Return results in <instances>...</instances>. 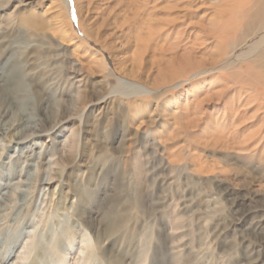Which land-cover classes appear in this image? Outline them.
Segmentation results:
<instances>
[{"label":"rangeland","instance_id":"1","mask_svg":"<svg viewBox=\"0 0 264 264\" xmlns=\"http://www.w3.org/2000/svg\"><path fill=\"white\" fill-rule=\"evenodd\" d=\"M63 1L71 27L64 9L54 19L61 0H0V96L11 99L13 75L45 91L22 89L1 124L0 255L8 264H106L103 252L119 264H264V57L253 52L264 0H81L127 78L111 52L88 44L76 0ZM58 26L87 41L81 51Z\"/></svg>","mask_w":264,"mask_h":264},{"label":"bare ground","instance_id":"2","mask_svg":"<svg viewBox=\"0 0 264 264\" xmlns=\"http://www.w3.org/2000/svg\"><path fill=\"white\" fill-rule=\"evenodd\" d=\"M224 1V0H223ZM234 2H236V1H234ZM61 3L62 4H60L59 3V5H56V4H53V5H56V6H54V9H55V12L54 13H56L55 14V17H54V19H55V21H57V22H59V23H61L62 22V17L64 16L63 14L64 13H61V9L63 10L64 9V11L67 13V15H66V17H67V20H66V24L68 25L67 27H71V25H70V22H68V6H67V3L65 2L64 3V1L63 0H61ZM237 3V2H236ZM256 3V2H255ZM261 3V2H260ZM66 4V5H65ZM259 4V3H258ZM262 4V3H261ZM76 8H77V12H78V14H79V18H80V25H82V27L84 28V35L87 37V39H88V41L89 40H91V41H94V42H96V44L97 45H102V47L104 48V49H106L107 51H109V52H111L112 54V56H113V58H112V61H113V59H114V61H115V63H116V71H118V73L119 74H121L122 76H124V77H128L129 76V72H127V71H129L128 69H122V66L118 63V61H117V57L115 56V54H114V52H113V49H112V47L110 46L111 44H109L107 41H103V40H101L102 38L100 37V36H98V35H95V33L92 31V30H94V29H92V28H90L89 27V25L87 24V18H88V15L86 14V13H84V11H85V8H84V11H83V6H82V3H81V0H76ZM84 5H85V3H84ZM238 5V4H237ZM264 5V4H263ZM105 6V5H104ZM88 7V6H87ZM98 7V6H97ZM239 7H241L240 5H239ZM261 7V6H260ZM259 7V8H260ZM262 7H264V6H262ZM261 7V8H262ZM61 8V9H60ZM89 8H90V6H89ZM96 8V7H95ZM247 8V7H246ZM260 8V9H261ZM235 9V8H234ZM46 10V9H45ZM89 10H91V9H89ZM241 10V9H240ZM259 10V9H258ZM48 11H51V10H48ZM88 10H86V12H87ZM107 11V10H106ZM92 13V12H91ZM91 13L89 14V15H91ZM247 13V12H246ZM86 14V15H85ZM243 14V13H242ZM259 14V13H258ZM261 14V13H260ZM51 15V14H50ZM71 15V14H70ZM246 15V14H245ZM245 15H243V16H245ZM263 17H264V14H263ZM45 18V17H44ZM246 18V17H245ZM258 18H260V17H258ZM21 19V18H20ZM30 19V18H29ZM35 19V18H34ZM38 19V18H37ZM94 19V18H93ZM102 19V18H101ZM249 19V18H248ZM262 19V18H261ZM22 20L23 19H21V21H20V24H21V22H22ZM36 20V19H35ZM35 20H33V21H35ZM40 20V19H39ZM90 20V19H89ZM150 20V19H149ZM25 21H26V19H25ZM46 21V20H45ZM44 21V23H47V22H45ZM255 21V20H254ZM257 21V20H256ZM261 21V20H260ZM30 22H31V19H30ZM30 22H29V24H30ZM37 22H38V20H37ZM89 22V21H88ZM42 24H43V21L41 22ZM90 24H91V22H89ZM178 23V22H177ZM19 24V25H20ZM32 24H34V23H32ZM35 24H36V22H35ZM39 24V23H38ZM37 24V25H38ZM41 24V25H42ZM123 24H126V23H124L123 22ZM146 24V23H145ZM152 24V23H151ZM188 24V23H187ZM260 24L262 25V22H260ZM40 25V24H39ZM120 25V24H119ZM147 25V24H146ZM245 25V24H244ZM259 25V24H258ZM30 26H31V24H30ZM42 26H45V25H42ZM117 26V25H116ZM122 26V25H121ZM123 26H125V25H123ZM128 26H130V25H128ZM156 26V25H155ZM154 26V27H155ZM254 26V25H253ZM263 26V25H262ZM34 27V26H33ZM35 27H37V26H35ZM40 27V26H39ZM135 27H137L136 25H135ZM216 27V26H215ZM51 28V27H50ZM120 28V27H119ZM140 28H143L141 25H140ZM151 28H152V26H151ZM255 28V27H254ZM30 29V28H29ZM118 29V28H117ZM129 29H131V28H129ZM259 29V28H258ZM31 30V29H30ZM122 30V29H121ZM138 29H136V31H135V33L134 34H136L138 31H137ZM145 30V29H144ZM149 30H150V28H149ZM152 30V29H151ZM157 30H159V29H157ZM7 31V30H6ZM47 31H48V29H47ZM52 31V30H51ZM94 31H96V29L94 30ZM126 31V30H125ZM129 31V30H128ZM131 32H132V30H130ZM130 31H129V34H130ZM146 31V30H145ZM45 32H46V30H45ZM49 33L48 34H50V31H48ZM124 32V31H123ZM122 32V33H123ZM97 33V32H96ZM121 33V32H120ZM125 33V32H124ZM56 34H57V36H59L60 38H61V40L62 41H65V42H68V46L69 47H71V48H74V50L75 51H81L82 49H81V46H80V43L81 42H87L85 39L84 40H80L78 37H76L73 33H66V35H65V32L63 31V29H62V27H60V26H58V28H57V32H56ZM129 34L126 32V35H128L129 36ZM165 34V33H164ZM43 35V34H42ZM120 35H122V34H120ZM125 35V36H126ZM130 35H132V34H130ZM225 35V34H224ZM229 35V34H228ZM52 36H54V34L52 35ZM124 36V35H123ZM127 36V37H128ZM132 36H134V35H132ZM130 37V38H134V37ZM155 36V35H154ZM154 36H153V39H154ZM159 36V35H158ZM218 36V35H217ZM237 36V35H236ZM42 37V36H41ZM49 36H47V38H48ZM55 37V36H54ZM53 37V38H54ZM119 37H121V36H119ZM145 37V36H144ZM197 37V36H196ZM39 38V37H38ZM44 38V37H43ZM84 38V37H83ZM124 38V37H123ZM147 38V37H146ZM189 38V37H188ZM135 39V38H134ZM194 39V38H193ZM215 39V38H214ZM61 40H60V43H62L61 42ZM137 40V39H136ZM6 41V40H5ZM37 41V40H36ZM117 41V40H116ZM147 41V40H146ZM33 42V41H32ZM53 43V42H52ZM79 43V44H78ZM90 43H92V42H90L89 41V43L88 44H90ZM121 43H124V42H121ZM134 43V42H133ZM150 43H152V41L150 42ZM63 44H65L64 42H63ZM142 46H143V44H142V41H141V43H140ZM148 44H149V42H148ZM22 45V44H21ZM85 45V44H84ZM120 46H123V44L121 45V44H119ZM145 45V44H144ZM153 45V44H152ZM187 45V44H186ZM256 45H259V46H256L257 48H255V51H253V52H257V51H259L260 49H262L261 50V52H257V54H258V56L259 57H264V35L261 37V38H258V40H257V43H256ZM95 46V45H94ZM153 46H156V45H153ZM58 47V46H57ZM96 47V46H95ZM115 47V46H114ZM142 48V47H141ZM84 49H85V47H84ZM102 49V48H101ZM137 49V48H136ZM139 49V48H138ZM137 49V50H138ZM146 49V48H145ZM155 49V48H154ZM88 50H91V49H88L87 48V50H86V53L87 52H89ZM136 50V51H137ZM141 50H143V49H141ZM10 51V50H9ZM41 51V50H40ZM64 51V50H63ZM103 51H105V50H103ZM136 51H134V52H136ZM149 51V50H148ZM154 50H152V52H153ZM223 51H224V49H223ZM116 52V51H115ZM140 52V51H139ZM147 52V51H146ZM222 52V51H221ZM225 52V51H224ZM228 52V51H227ZM41 53V52H40ZM47 53V52H46ZM73 53H74V51H73ZM91 53V52H90ZM137 53V52H136ZM149 53V52H148ZM155 53V52H154ZM231 53V52H230ZM18 54V53H17ZM45 54V53H44ZM65 54H67V53H65ZM75 54V53H74ZM79 54V53H78ZM81 54V53H80ZM83 54V53H82ZM108 54V53H107ZM135 54V53H134ZM227 54V53H226ZM261 56H260V55ZM87 55V54H86ZM142 55V54H141ZM146 55V54H145ZM223 55V54H222ZM230 55V54H229ZM74 56V55H73ZM82 56V55H81ZM80 55H79V57H81ZM109 56V55H108ZM111 56V57H112ZM136 56H138V54H136ZM143 56V55H142ZM257 56V57H258ZM26 57V56H25ZM63 57V56H62ZM83 57H86V56H83ZM110 57V58H111ZM227 57H229L228 55H227ZM234 57V56H233ZM91 58V57H90ZM97 58V57H96ZM120 58H122V57H120ZM124 58V57H123ZM226 58V57H225ZM230 58V57H229ZM125 59V58H124ZM132 59H136V58H133V56H132ZM226 59H228V58H226ZM259 59H261V58H259ZM264 59V58H263ZM81 60H82V58H81ZM103 60V59H102ZM123 60V59H122ZM85 61V60H84ZM83 61V62H84ZM120 61H121V59H120ZM136 61H137V59H136ZM77 62V61H76ZM124 62V61H123ZM128 62V61H127ZM159 62V61H158ZM254 62H259V61H255V60H252L251 62H250V64L251 63H254ZM88 63H90L91 64V66L92 67H94V64H95V62H93V61H89ZM87 63V64H88ZM143 63V62H142ZM248 63V62H247ZM87 64H86V66H87ZM102 64H103V62H102ZM126 64V63H125ZM131 64V63H130ZM139 64V63H138ZM152 64V63H151ZM264 64V63H263ZM76 65V64H75ZM85 65V64H84ZM104 65V64H103ZM136 65V64H135ZM229 65V64H228ZM225 66V67H223L224 69L223 70H226V68H229V66L231 67L232 66V64H230L229 66ZM260 65V64H259ZM262 65V64H261ZM81 66V65H80ZM131 66H132V64H131ZM96 67V66H95ZM128 66H126V68H127ZM133 67V66H132ZM131 67V68H132ZM139 67V66H138ZM87 68H88V66H87ZM97 68L98 67H96V70H97ZM133 69H134V67H133ZM133 69H131V71L133 70ZM221 69V68H220ZM74 70V69H73ZM90 70H91V68H90ZM222 70V69H221ZM83 71V70H82ZM84 71H87V69L86 70H84ZM41 72V71H40ZM71 72V71H70ZM76 72V71H75ZM114 72V71H113ZM147 72V71H146ZM93 73V72H92ZM148 73V72H147ZM149 73H151V72H149ZM162 74V73H161ZM168 74V73H167ZM88 75V74H87ZM14 76V75H13ZM13 76H11V81H10V88H8L7 90H6V93H9V97H11V99H14L13 97H18V96H20L19 94L22 92V89L25 91V92H28V93H32V92H35V94L36 93H39L40 91H41V93H42V95H45L44 93H45V91H44V89H42L41 88V85L42 84H40L39 82H37L36 83V85H31V83H30V85H27L25 82L24 83H22V84H20L18 81H16V79L13 77ZM133 76V75H132ZM154 76V75H153ZM261 76H263V75H261ZM26 77V76H25ZM28 77H29V75H28ZM145 77V76H144ZM30 78V77H29ZM123 78V77H122ZM131 78V77H130ZM146 78V77H145ZM159 78V77H158ZM26 79H28V78H25V80ZM73 79V78H72ZM147 79V78H146ZM146 79H145V81H146ZM237 79V78H236ZM30 80V79H29ZM235 80V79H234ZM260 80V79H259ZM83 81V80H82ZM167 81V80H166ZM32 82V81H31ZM153 83V82H152ZM85 85V84H84ZM145 85L147 86V87H149L150 89L149 90H151V89H154V87H152V85H150L149 84V82H147V83H145ZM84 87V86H83ZM160 88V87H159ZM263 90V93H264V89H262ZM155 92V91H154ZM158 92H160V91H158ZM219 92V91H218ZM221 92V91H220ZM161 93V92H160ZM218 94V93H217ZM7 95V94H6ZM2 96L3 95H1L0 96V99H3L2 98ZM33 96V95H32ZM8 100V99H3V100H0L1 101V103L5 106V108L4 109H1L0 108V128H1V124H2V122H3V120L4 119H6L7 117H9L8 115L9 114H11L12 113V100ZM45 99H46V97H45ZM92 99V98H91ZM98 99V98H97ZM42 100V99H41ZM47 100V99H46ZM93 100V99H92ZM96 100V99H95ZM263 100H264V98H263ZM112 101V100H111ZM152 101V100H151ZM43 102V101H42ZM47 103V102H46ZM49 103V102H48ZM45 104V103H44ZM50 105V104H49ZM44 106V105H43ZM48 106V105H47ZM104 106V105H103ZM195 106V105H194ZM149 107V106H148ZM30 108V107H29ZM140 108V107H139ZM231 108V107H230ZM45 109V108H44ZM138 109V108H137ZM25 110V109H24ZM46 110V109H45ZM49 110H50V108H49ZM227 110V109H226ZM41 111V110H40ZM166 111V110H165ZM25 112V111H24ZM130 112V111H129ZM155 112V111H154ZM14 113V112H13ZM23 113V112H22ZM166 113V112H165ZM168 113V112H167ZM166 113V114H167ZM129 114V113H128ZM139 114V113H138ZM13 115V114H12ZM133 115V114H132ZM169 115V114H168ZM172 115V114H171ZM137 116V115H136ZM135 116V117H136ZM238 116V115H237ZM173 117V116H172ZM155 118V117H154ZM250 119V118H249ZM262 120V119H261ZM15 121V120H14ZM172 121V120H171ZM31 122H34V120H32L31 118H26L25 120H23V123L24 124H26V123H31ZM242 123V122H241ZM156 124V123H155ZM172 124V123H171ZM187 124V123H186ZM195 124H196V122H195ZM185 125V124H184ZM190 125H191V123H190ZM197 125H198V123H197ZM50 126V125H49ZM199 126H200V124H199ZM51 127V126H50ZM171 127V126H170ZM194 128V127H193ZM19 129V128H18ZM163 129V128H162ZM181 129H182V127H181ZM259 129H261V128H259ZM263 129V128H262ZM10 130V129H9ZM172 130V129H171ZM254 130V129H253ZM19 131V130H18ZM142 131V130H141ZM179 131V130H178ZM187 131V130H186ZM185 131V132H186ZM192 131V130H191ZM20 132V131H19ZM19 132H18V134H19ZM135 132V131H134ZM184 132V133H185ZM183 133V132H182ZM20 134H21V132H20ZM178 133H176V135H177ZM203 134H204V132H203ZM175 135V136H176ZM208 135H210V134H208ZM208 135H206L205 134V136H207V138H208ZM251 135H252V133H251ZM256 135H257V132H256ZM204 136V137H205ZM249 136V135H248ZM211 137V136H210ZM252 137V136H251ZM206 138V139H207ZM176 139V138H175ZM174 139V140H175ZM181 139V138H180ZM202 139V138H201ZM228 139V138H227ZM244 139H246V138H244ZM157 140V139H156ZM167 140V139H166ZM169 140V139H168ZM211 140V139H210ZM123 141V140H122ZM172 141V140H171ZM178 141V140H177ZM208 141H209V139H208ZM207 141V143H209ZM211 141H214V139L212 138V140ZM211 141H210V143L209 144H211ZM216 141H218V142H216L217 143V145H218V143H219V141H221V139L220 140H218V139H216ZM245 141V140H244ZM161 140H160V142H159V144H161ZM176 142V141H175ZM201 142V141H200ZM205 142V141H204ZM224 142V141H223ZM227 142V141H226ZM229 142H230V140H229ZM247 142V141H246ZM171 143V142H170ZM169 142H168V144H170ZM199 143V142H198ZM206 143V142H205ZM243 143H245V142H243ZM156 144V143H155ZM172 144V143H171ZM213 144V143H212ZM225 144V143H224ZM223 144V145H224ZM231 144V143H230ZM241 144H242V142H241ZM162 145H164V144H162ZM202 145V144H201ZM216 145V144H215ZM232 145H236V144H232ZM159 146H161V145H159ZM183 146H185V145H183ZM182 146V147H183ZM213 146V145H212ZM218 146H220V145H218ZM217 146V147H218ZM238 146H241V145H238ZM154 147H156V145L154 146ZM164 147V146H163ZM193 147V146H192ZM165 148V147H164ZM189 148V147H188ZM215 148H216V146H215ZM229 148H230V146H229ZM235 150H237V149H235ZM152 151V150H151ZM154 151H156V149H154ZM160 151H162V150H160ZM168 152L167 153H170L169 151L170 150H167ZM229 151V150H228ZM239 151V150H238ZM153 152V151H152ZM158 152L159 151H156L155 153L156 154H158ZM252 152V151H251ZM256 152V151H255ZM155 154V155H156ZM242 154V153H241ZM173 155V154H172ZM170 156H171V153H170ZM169 156V157H170ZM262 156H263V154H262ZM172 157V156H171ZM198 157V156H197ZM264 157V156H263ZM176 158V157H175ZM177 160H179L178 158H176ZM195 160H197V159H195ZM169 161H170V159H169ZM171 162V161H170ZM170 162H169V164H170ZM177 162V161H176ZM179 162V161H178ZM264 163V162H263ZM191 164V163H190ZM245 164V163H244ZM263 165V164H262ZM157 166V165H156ZM258 168V167H257ZM261 168V167H260ZM263 169V168H262ZM264 171V170H263ZM262 173V172H261ZM70 174V173H69ZM236 174V173H235ZM264 177V176H263ZM254 190V189H253ZM256 192V191H255ZM249 198V197H248ZM251 201V200H250ZM236 204V203H235ZM250 206V205H249ZM259 206V205H258ZM73 207V206H72ZM252 207V206H251ZM259 208H262V207H259ZM71 209H73V208H71ZM239 209V208H238ZM250 209H253V208H250ZM249 210V209H248ZM247 209L245 210V212L246 211H248ZM255 210V209H254ZM238 211V210H237ZM257 212V211H256ZM239 218V217H238ZM243 219V218H242ZM262 220V219H261ZM238 221V220H237ZM246 224V223H245ZM249 225H250V223H249ZM248 225V226H249ZM250 227V226H249ZM247 228V227H246ZM252 229V228H251ZM256 229H259L258 227L256 228ZM254 230V229H253ZM261 230V229H260ZM252 233V232H251ZM257 233V232H256ZM247 235V234H246ZM254 235V234H253ZM250 236V235H249ZM257 236V235H256ZM104 237V236H103ZM102 237V238H103ZM106 239V238H105ZM110 239V238H109ZM245 242H246V240H245ZM255 245V244H254ZM251 246H253V245H251ZM260 246V245H259ZM248 250V249H247ZM107 251V250H106ZM258 251H259V249H258ZM112 254V253H111ZM261 255V254H260ZM102 257L104 258V262L106 263V264H119L118 263V259L116 260V259H114L115 258V256L114 255H112V257H107L106 256V254H105V252H103L102 253ZM11 259V255H3V254H1L0 255V264H8L9 263V260ZM36 259H37V257H36ZM259 260V259H258ZM251 260H249V262H250ZM257 261V260H256ZM248 262V263H249ZM255 262V261H254ZM251 263V262H250ZM38 264V263H37ZM243 264H245V263H243ZM246 264H247V262H246Z\"/></svg>","mask_w":264,"mask_h":264}]
</instances>
